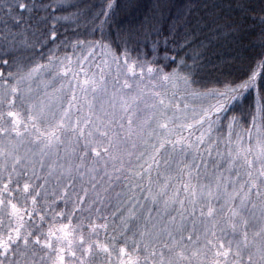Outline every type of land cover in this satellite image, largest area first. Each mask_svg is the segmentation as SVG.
<instances>
[{"label": "snow or ice", "instance_id": "1", "mask_svg": "<svg viewBox=\"0 0 264 264\" xmlns=\"http://www.w3.org/2000/svg\"><path fill=\"white\" fill-rule=\"evenodd\" d=\"M119 7L0 0V264H264V0Z\"/></svg>", "mask_w": 264, "mask_h": 264}, {"label": "trees", "instance_id": "2", "mask_svg": "<svg viewBox=\"0 0 264 264\" xmlns=\"http://www.w3.org/2000/svg\"><path fill=\"white\" fill-rule=\"evenodd\" d=\"M88 2L95 3L98 6L101 3V0H88ZM116 2L120 7L116 10L114 20L117 24L123 27H126L129 24L138 23L145 15H151L153 5L160 3L163 7L156 14L161 16L159 26L166 30L189 0H116ZM248 23L251 25L252 21H249ZM113 31H115V25ZM148 58L150 59L151 57L149 56ZM39 62L43 63L46 62V60Z\"/></svg>", "mask_w": 264, "mask_h": 264}, {"label": "rangeland", "instance_id": "3", "mask_svg": "<svg viewBox=\"0 0 264 264\" xmlns=\"http://www.w3.org/2000/svg\"><path fill=\"white\" fill-rule=\"evenodd\" d=\"M51 81H52V77H51V76H49V75H47V74H45V73H42V74H40L39 78H37V79L32 83V88H33V90H34L35 92L38 93V95H41V96H42L43 93H44V90H45V85L48 84V83H50ZM58 86H59L58 82H56V83L53 85V87H58ZM47 90L50 92V91L52 90V88L50 87V88H48ZM59 207L63 208L64 205L61 204V205H59Z\"/></svg>", "mask_w": 264, "mask_h": 264}]
</instances>
